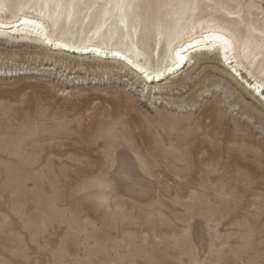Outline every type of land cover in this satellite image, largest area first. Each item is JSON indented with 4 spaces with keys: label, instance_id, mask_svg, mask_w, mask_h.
Here are the masks:
<instances>
[{
    "label": "rangeland",
    "instance_id": "obj_1",
    "mask_svg": "<svg viewBox=\"0 0 264 264\" xmlns=\"http://www.w3.org/2000/svg\"><path fill=\"white\" fill-rule=\"evenodd\" d=\"M60 47L65 49L63 45ZM60 47L52 44L51 48ZM71 51L72 55H79ZM90 54V57L97 55ZM210 60L205 65L209 73L206 79L215 83L207 91L214 90L218 95L213 96L211 102L204 101L205 106L213 105L211 109L201 108L193 115V105L185 104L172 93L166 97L147 95L135 106H129L127 101L138 88L131 89L116 75L98 77V72L90 68L88 71L81 67L64 69L60 67L61 63L42 65L39 61L34 62L21 47L0 42V101L15 106L7 121L0 119V191L6 182L17 188L26 183L37 188V195L43 197L40 214L43 216L46 210L47 230L52 240L58 241L63 235L59 218L67 210L74 214L79 231L101 240L117 231L121 236L133 232L141 240L145 233H155L159 239L151 240L150 248L155 250L159 260L167 261L170 259L167 253L170 232L161 223L164 213H159L158 209V214H154L147 207L161 183L168 185L175 180L177 172L183 171L184 186L189 190L201 185H216L222 180L243 186V175L237 176L238 173H256L259 181L258 174L264 169L261 159L264 122L254 114L250 104L241 103L237 89L228 83L222 72L213 70L216 59ZM201 70L205 71L202 65ZM212 74L217 75L215 80ZM162 79L150 82L155 85ZM182 79L187 76L177 80ZM258 98L264 100L261 96ZM40 104L45 106L46 113H38ZM158 105L189 114L175 116V132L149 128L144 117L154 115ZM121 117L129 122L127 137L125 126L116 124ZM201 118L205 133L211 121V133L217 137L214 149L205 135L189 136L186 133L187 121H201ZM236 145L253 150H230ZM170 146L183 149L188 161L195 158L197 162L202 152L212 149L217 160L222 162V168L229 171L222 176L217 171L209 172L199 163L182 165L169 151ZM144 167L153 170L157 178L155 186L145 176ZM85 179L99 183L90 185L87 194L74 191ZM208 193L214 194L211 187ZM50 196L59 201L60 207L48 204ZM163 207L167 209L168 205L165 203ZM246 207L224 217L220 231L225 235V243L229 242V235L232 245L240 242L237 235L247 230L243 224ZM5 211L8 209L0 208V214ZM33 211L29 209L30 219L18 217L13 221L12 227L18 236H6L0 229V261L5 264H12L17 259L13 249L19 247L21 238H26V230L36 226ZM253 224L258 238L259 218ZM191 227L194 234H202L203 226L198 221H193ZM250 258H260L258 241L250 251Z\"/></svg>",
    "mask_w": 264,
    "mask_h": 264
},
{
    "label": "snow or ice",
    "instance_id": "obj_2",
    "mask_svg": "<svg viewBox=\"0 0 264 264\" xmlns=\"http://www.w3.org/2000/svg\"><path fill=\"white\" fill-rule=\"evenodd\" d=\"M235 3H223L221 0H15L7 5L8 9L15 12L19 9L20 15L27 16L31 12H37L38 16L30 17L25 20V24H36L45 12L49 19L62 17L67 13L71 21L80 9H86L91 18L94 14L101 16L106 22L115 21L117 38L124 35L125 44L135 37V48H141L142 36L145 42L143 51L145 55L141 57L139 51L136 58H128V70L134 72L137 77L138 91L127 101L129 106H135L149 92L155 94L159 91L162 97L169 93L182 99L185 104L193 105V115L201 108L211 109L213 105L209 103L205 106L204 101L211 102L213 96L218 95L214 90L207 91L215 81L206 79L208 72L201 70V65H206L208 60L215 56L221 48L220 42L229 45L231 42L232 57L228 53V47H224V65L217 62V67L223 70L230 69L239 75V66L244 67L248 76L257 81L253 88H259L264 92V31L255 36V28L249 23V17L257 12L264 17V0H241L239 11H232L236 8ZM244 9H248L247 15ZM111 17V20L109 19ZM17 16L16 19H19ZM231 18V19H229ZM200 21L199 29L196 22ZM231 20H239V24L232 26L229 32L227 25ZM175 21H183L191 24V29L180 31L171 25ZM167 26V27H166ZM11 27V24H9ZM62 24H53L44 29L45 40L49 44L57 43V39H49L54 31H59ZM245 28L248 29L249 38L244 41L243 51L245 58L249 59L252 65L249 67L243 64L239 55L241 44L238 39L233 38V34L239 32L244 35ZM103 34L102 29L97 30V37ZM126 34V35H125ZM228 34L229 40H224L223 35ZM83 35V34H82ZM211 36V39H209ZM5 38H7L5 36ZM253 38L259 40L260 55L252 59L248 56L253 45ZM115 46V55L121 54L122 48L116 46V40L112 41ZM64 47H68L67 41H63ZM153 45L156 55L153 58ZM211 45L212 47H208ZM207 49V51H205ZM161 53L164 54V64L161 66ZM171 66L187 65L189 71L187 79L174 80L153 88L150 81L161 78L167 80L165 69ZM7 63V56H5ZM259 66V74L257 68ZM199 72V76H197ZM195 85V87H194ZM166 103H171L165 101ZM15 106L8 101H0V119L8 120L11 111ZM157 112L152 116L144 117L147 127H155L157 130L164 128L166 131L175 132L177 122L175 116H187L188 111L177 113L174 108L157 106ZM38 113H46V108L40 104ZM264 122V110L260 116ZM62 123V122H61ZM117 125H124V135L128 136L129 122L121 117L116 121ZM199 125V127H198ZM211 121L208 131L205 133L201 121L190 119L187 121L186 133L189 136L205 135L206 140L216 146L217 137L211 133ZM8 130H5L7 137ZM210 149L208 152L201 153L199 162L193 158L188 161L183 149L170 146L169 151L174 153L182 165H195L199 163L209 172L217 171L223 176L228 168H222L221 161L217 160L215 153ZM230 150H243L251 152L250 147L240 148L239 145L233 146ZM142 160V157H138ZM264 162V153L261 156ZM38 167V166H37ZM145 176L150 178L153 186L157 184V178L153 174L151 167L143 168ZM243 175V186L240 183L235 185L226 180H222L216 185L205 186L195 190L186 189L183 180V171L176 173L174 181L168 185L160 184L155 196L147 205L154 214L161 215L162 226L166 225L170 235L167 237L169 247L167 253L170 259L161 261L157 258L154 249L150 248V241L159 239L155 233H145L143 240L133 232H125L123 236L119 231L115 235L108 234L106 239L94 238L87 232L78 230L74 214L67 210L60 217L63 235L58 241L49 237L47 225L48 215L40 214V204L42 196L37 195L38 189L29 184H22L19 188L9 186L6 182L0 191V208L8 209L0 214V229L6 236H18L13 229L15 219H30L29 209H34L32 217L35 218L36 226L30 231L25 232L26 238H21L19 247L13 249V255L17 257L12 264H264V169L258 174L260 179L257 181L256 173L237 174ZM99 183L98 180L85 179L80 182L74 191L87 194L90 185ZM211 187L214 194L208 193ZM259 189L257 192L256 189ZM175 191V195H172ZM102 203V201H101ZM167 204L165 209L163 206ZM48 204L60 207L59 201L51 196ZM246 207V215L243 224L246 231L237 235L240 241L236 245L231 244L232 236H228V243H225V235L221 233L220 226L224 217ZM259 218L261 227L257 238L256 229L253 221ZM193 221H198L203 226V232L196 235L192 231ZM258 241L259 259L250 258V251ZM178 254V255H177ZM0 264L5 262L0 261Z\"/></svg>",
    "mask_w": 264,
    "mask_h": 264
},
{
    "label": "bare ground",
    "instance_id": "obj_3",
    "mask_svg": "<svg viewBox=\"0 0 264 264\" xmlns=\"http://www.w3.org/2000/svg\"><path fill=\"white\" fill-rule=\"evenodd\" d=\"M12 2H15V0H0L1 43L10 47H21L23 51L29 54V57L31 56V59H33L34 62L39 61L42 65L49 64L54 66L61 63L60 67H64V69H78L79 67H81L86 71H88V69L90 68L98 72V77H103L104 75H116L117 78H121L122 80L126 81V85H130L131 89L134 88V90H137V77L133 71L128 70L131 67L130 65H128V58L135 59L138 51L141 57L145 55L144 51L142 50L143 47L146 46L143 36L141 41L142 46L140 49H137L133 46L135 44L134 36L127 42V44H125L124 35H120L119 38H117L115 21H112V23H108L97 14H94L91 18H89L86 9H80L78 13L73 16L71 21L68 19L67 13H64L62 17L57 16L55 17V19H49L48 13L45 12L44 16L37 20V23L42 25V28H38L36 24L29 25L24 23V21L29 19L30 17L38 16V11L31 12L27 16H22L20 15L19 9L13 12V10L7 8V5ZM86 2H88V0H86ZM221 2L226 4L235 3L237 7L233 8L232 11L234 12V14L238 13L239 3L241 2V0H221ZM256 2L258 3V0H256ZM248 11V9H244L246 15ZM17 16H20V18L16 19ZM109 19L111 20V17ZM249 23L255 28V36H258L261 31H264V17H262L258 12L254 16L249 17ZM9 24H11V27H9ZM53 24H62V28H60L59 31L52 32L51 35H49V39H57L58 42L53 43L57 47H60V45L64 46L63 41L66 40L69 46L65 47V49L60 47L59 49L55 48L54 50V48H51L52 44H49L48 41L45 40L44 29L49 28V26ZM236 24H239V20H231V22L227 25H224V27H227L229 32H231L232 26ZM199 26L200 21L198 20L196 22L197 29H199ZM171 27L179 28L180 31H183L185 29L190 30L192 26L187 22L175 21L173 22ZM98 28L102 29L103 31V34L99 37L95 35ZM5 36L7 38H5ZM233 38L240 41L241 51L239 55L243 61V64H247L249 67H251L252 65L249 63V59L245 58V53L243 51L244 41L249 38L248 29L245 28L244 35H240L239 32L234 33ZM209 39H211V36H209ZM223 39L229 40L228 34H224ZM113 40H116V46L122 48L121 54L119 56L115 55V46L112 43ZM220 44L221 48L218 49L215 53V56H212L210 59H216V61L219 62L221 66H223L225 53L222 49L224 47H228L229 50L227 55L231 58V42L229 43V45H224L221 41ZM252 45L253 47L248 53V56L252 59H255L260 55L259 40L253 38ZM208 47L212 46L209 45ZM70 49L76 51V53H79V55H72V51L70 52ZM205 51H207V49H205ZM89 52L97 55H92L91 58V54ZM152 52L153 58H155L156 50L154 45ZM69 54H71L72 57L76 56V58H71ZM160 55V63L161 66H163L164 54L161 53ZM86 58L91 59L88 61L86 60ZM210 59L208 60V62L211 61ZM169 65V68L165 69V75H168V79H162L158 82V84L156 83L155 85L149 82L153 88H157L158 86L162 87L165 83L177 80L182 76H187V73L189 71L187 65L178 64L177 66L173 67L171 66L170 61ZM212 67L214 71L220 74L222 72V75L227 78L228 83H231L232 86L237 89L238 99H240L241 103L246 106H249L250 104L254 114L260 117L262 110H264V100L260 101V98L258 97L261 96L262 99H264V92H261L259 88H253V85L256 84L257 81L252 80L248 76V73L244 69V67L239 66V75L233 73L230 69L225 71L223 70V67L218 68L217 65H213ZM202 69L206 71L208 67L202 65ZM8 71H12V69H8ZM258 74L259 66L257 68V75ZM212 75V79L215 80V78H217V75ZM256 94H258V96H256ZM147 95H149V97H154L155 95H160V93L159 91H157L155 94L149 92L145 95V97Z\"/></svg>",
    "mask_w": 264,
    "mask_h": 264
}]
</instances>
